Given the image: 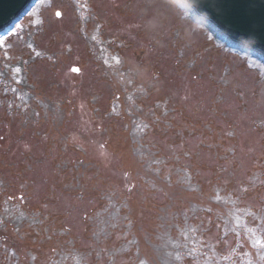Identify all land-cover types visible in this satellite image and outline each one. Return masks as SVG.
Segmentation results:
<instances>
[{"label": "rangeland", "instance_id": "374dc122", "mask_svg": "<svg viewBox=\"0 0 264 264\" xmlns=\"http://www.w3.org/2000/svg\"><path fill=\"white\" fill-rule=\"evenodd\" d=\"M181 4L0 34V264H264V57Z\"/></svg>", "mask_w": 264, "mask_h": 264}, {"label": "water", "instance_id": "95a60500", "mask_svg": "<svg viewBox=\"0 0 264 264\" xmlns=\"http://www.w3.org/2000/svg\"><path fill=\"white\" fill-rule=\"evenodd\" d=\"M35 0H0V32L17 20ZM206 18L230 41L264 56V0H180Z\"/></svg>", "mask_w": 264, "mask_h": 264}, {"label": "snow or ice", "instance_id": "6c2138e0", "mask_svg": "<svg viewBox=\"0 0 264 264\" xmlns=\"http://www.w3.org/2000/svg\"><path fill=\"white\" fill-rule=\"evenodd\" d=\"M55 15L57 16V18H60L62 16V13L60 11H57L55 13ZM6 39L7 38L0 39V48H5L6 47V45H5V40ZM7 58H10V57L6 56V59ZM116 62L119 63V60L117 59ZM73 71L78 72L79 69L74 68ZM15 72L19 73L20 69L16 68ZM249 231H251V229ZM252 235H253V237H255V233L254 232L252 233ZM251 244H252L253 248H258V249L264 250V238H254V239H252ZM262 258H264V257H262ZM141 264H147V262L141 261Z\"/></svg>", "mask_w": 264, "mask_h": 264}, {"label": "trees", "instance_id": "16d2710c", "mask_svg": "<svg viewBox=\"0 0 264 264\" xmlns=\"http://www.w3.org/2000/svg\"><path fill=\"white\" fill-rule=\"evenodd\" d=\"M26 20H27V18H26ZM26 20H25V21H26ZM23 22H24V21H23Z\"/></svg>", "mask_w": 264, "mask_h": 264}]
</instances>
